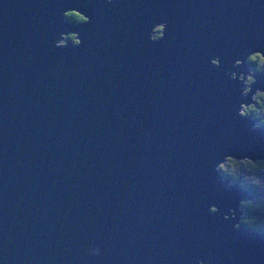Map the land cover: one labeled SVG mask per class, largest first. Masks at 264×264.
I'll return each mask as SVG.
<instances>
[{
  "label": "water",
  "instance_id": "95a60500",
  "mask_svg": "<svg viewBox=\"0 0 264 264\" xmlns=\"http://www.w3.org/2000/svg\"><path fill=\"white\" fill-rule=\"evenodd\" d=\"M257 50L264 0H0V264H264L233 227L252 196L214 171L264 159L225 74Z\"/></svg>",
  "mask_w": 264,
  "mask_h": 264
},
{
  "label": "clouds",
  "instance_id": "9594fccd",
  "mask_svg": "<svg viewBox=\"0 0 264 264\" xmlns=\"http://www.w3.org/2000/svg\"><path fill=\"white\" fill-rule=\"evenodd\" d=\"M111 0H109V3ZM64 17L77 25L89 24L91 18L79 10L70 9L64 12ZM167 22L155 24L150 31L149 39L152 43H159L165 38ZM69 33H75V39H69ZM61 33L60 39L56 42V47H67L71 42L73 47H79L82 40L77 32ZM247 51V50H246ZM210 64L219 68L221 65L220 57L211 59ZM245 64L248 70L244 71ZM234 71L225 74L234 81L242 84L240 89L241 97L251 96L250 103L240 102L238 115L244 119L253 121V130L264 129V103L257 97H264V87H257L253 92V85L258 83L257 77L264 76V51H252L246 55L245 59H236ZM214 171L219 174V179L227 183L229 188L239 186L240 189L252 194L254 199H243L239 202L242 211L233 227L239 230L242 226L250 231L264 233V159H252L244 156L237 158L232 154H225L223 158L214 166ZM219 211L215 204L209 206V212L216 214ZM235 209H229V213L224 215V219H229V215L235 216ZM90 253L93 257H99L100 249L92 247ZM213 256L197 258L196 264H213Z\"/></svg>",
  "mask_w": 264,
  "mask_h": 264
},
{
  "label": "trees",
  "instance_id": "16d2710c",
  "mask_svg": "<svg viewBox=\"0 0 264 264\" xmlns=\"http://www.w3.org/2000/svg\"><path fill=\"white\" fill-rule=\"evenodd\" d=\"M75 37V35L73 34V33H69V36H68V38L69 39H72V38H74ZM257 99H259L260 101H261V103H264V97H257ZM250 194V193H249ZM251 196H252V198L251 199H254L255 197L252 195V194H250ZM242 211H247L246 209H241ZM243 227V226H242Z\"/></svg>",
  "mask_w": 264,
  "mask_h": 264
},
{
  "label": "rangeland",
  "instance_id": "374dc122",
  "mask_svg": "<svg viewBox=\"0 0 264 264\" xmlns=\"http://www.w3.org/2000/svg\"><path fill=\"white\" fill-rule=\"evenodd\" d=\"M69 32H72V31H68L67 33H69ZM75 34V33H74ZM72 39H75V37L74 38H72Z\"/></svg>",
  "mask_w": 264,
  "mask_h": 264
},
{
  "label": "flooded vegetation",
  "instance_id": "af4514ba",
  "mask_svg": "<svg viewBox=\"0 0 264 264\" xmlns=\"http://www.w3.org/2000/svg\"><path fill=\"white\" fill-rule=\"evenodd\" d=\"M248 67H249V65L247 64V70H248Z\"/></svg>",
  "mask_w": 264,
  "mask_h": 264
}]
</instances>
